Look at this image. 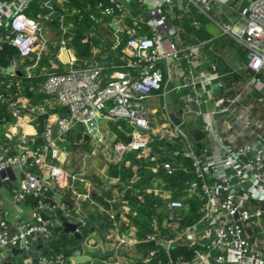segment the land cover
Wrapping results in <instances>:
<instances>
[{"label": "built area", "instance_id": "2783aa9c", "mask_svg": "<svg viewBox=\"0 0 264 264\" xmlns=\"http://www.w3.org/2000/svg\"><path fill=\"white\" fill-rule=\"evenodd\" d=\"M146 1L106 0L95 6L87 5L84 10L88 12L91 22L97 24L104 19L112 21L115 41L111 49L120 53L123 64L111 66L109 69L112 72L107 80H103L104 72L108 69L105 66L70 67L64 73L49 72L44 90L67 108L68 116L57 120L55 133L50 129L45 131V144L36 147L33 152L10 154L8 150H0V176L4 181L9 179L12 168L28 159L33 161L32 165L41 166L49 174L51 183L59 189L78 180L84 181V173L71 174L62 167L49 164L45 154L55 146L57 139L82 124L86 125L88 121L100 119L126 121L131 128L129 142L116 145L120 156L127 152L136 153L148 162L151 170L162 169L168 175L176 172L177 162H160L161 156L152 145L170 140L189 146V138L181 127L182 122L154 128L149 118L152 112L146 109L145 102L164 91L165 78L159 66L182 60L192 64L196 58V47L189 45L177 48L173 41L178 32L176 26L168 30L166 37L161 35L160 27L170 23L164 7L171 5L172 0H164L155 9H146L149 11L146 21L132 16V22L126 23L130 5L136 2L143 7ZM199 1L205 7V10L201 9L204 12L210 9L212 1L226 5L231 0ZM32 2L0 0V53L5 46L13 47L21 64L37 51L44 32L43 23L26 14L25 10ZM45 6L50 9L46 15L48 21L55 11L48 2ZM239 12L241 23L235 38L246 50L247 76L242 87L233 84L215 96V109L209 114L219 119L221 129L217 139L222 151L205 149L204 153L196 154L189 149L182 152L184 158L192 160L194 177L183 191V198L173 199L166 194L170 222L166 237L161 235L159 226L155 225L143 239H138L134 230L118 238L117 251L138 243L158 241L168 245L166 250L158 246L149 249L146 255H136L129 262L117 258L108 264H149L155 258L158 264H264V121L253 115L251 105L242 103L244 94L249 90L256 91L259 94L258 101L264 102V80L260 77L264 70V0H250L241 5ZM195 27H199L198 22H195ZM145 28H149L150 33ZM224 31L229 32L228 29ZM198 46L203 48L205 42ZM36 66L26 68L29 77H32L30 71ZM212 69L213 77L219 79L217 67L214 65ZM188 74H193L192 68L188 69ZM184 86L189 85L184 83ZM194 101L201 102L197 97L190 98L185 103L184 112L192 111L191 103ZM9 104L12 116L18 119L22 108L17 101ZM35 111V108L30 109L32 114ZM21 142L26 143V140L22 139ZM174 155H178V152L175 151ZM46 190L47 183L30 172L12 190V196L15 201L35 196L41 210ZM190 199L202 202L197 210L199 219L196 223L184 225L192 211ZM65 214L70 215L71 211L67 210ZM114 227L118 228V225L115 223ZM35 237H51L50 228L40 211L33 213L30 224L20 227L16 232L11 231L6 221L0 222V252L18 244L22 245L24 251H29ZM181 243L198 245L188 260L171 254L172 248ZM40 264L53 262L43 257Z\"/></svg>", "mask_w": 264, "mask_h": 264}, {"label": "crops", "instance_id": "0c3cea01", "mask_svg": "<svg viewBox=\"0 0 264 264\" xmlns=\"http://www.w3.org/2000/svg\"><path fill=\"white\" fill-rule=\"evenodd\" d=\"M101 1L106 0H97L95 3L88 4L95 6ZM249 1L231 0L226 5L212 1L210 9L204 12L201 9L205 10V7L199 0H172L171 5L164 7L170 23L160 27L161 35L166 37L168 30L176 26L178 32L173 41L177 48L182 49L194 45L196 58L192 64L182 60L179 62L171 61L159 66L164 73V91L155 94L148 100H150L149 102H156L159 100L158 98L162 97L164 100L162 119L168 122L164 124L174 126L175 124L171 121L166 110L165 95L167 91L171 93L173 110L176 116L180 120L182 119L181 127L187 134L190 143L189 146L183 145L182 150L175 147L178 146V143H174V151L171 152L164 147H173L172 144L166 145L170 141L158 142L164 146H159L160 151L153 149L160 156L167 155L174 159L176 150L182 153L192 149L196 154L204 153L205 149L212 152L222 151L221 144L217 139L220 137L221 129L219 119L209 114L215 109V96L221 94L226 88H231L233 84L237 87L244 85L247 76L245 69L246 50L236 40L235 35H237L241 23L239 9L241 5H245ZM47 2L55 11L53 17L48 21L46 15L50 9L45 6ZM163 2L164 0H147L144 8L133 2L130 5L129 14L125 17L126 23L132 22V16L141 21L148 20V10L157 8L158 4ZM88 4L86 0H33L25 10H28L26 14L43 23L44 32L37 51L24 64L20 63L16 49L11 46H5L0 53L1 55L7 47L16 52L9 55L6 66H0V68L13 67V72L10 75L0 72V96L2 95L0 97V150H8L10 154L33 152L36 147L45 144V131L50 129L55 133L57 120L68 116L67 108L61 105L55 97L46 94L44 90L49 72L64 73L70 67L105 66L108 69L104 72L103 80H107L112 72L109 68L123 64L120 53L111 49L115 41V26L110 19H104L97 24L91 22L88 12L84 10L87 9ZM133 5L146 13V16H134ZM213 8L218 9L223 22H219L210 16V11ZM78 10L81 12L77 13ZM202 17H206L213 25L215 24L220 34L211 37L209 36L210 33L206 32L203 34L204 37L199 38L196 34L185 31L183 28L185 21L194 27L195 22H198L199 27H195L197 30H202L204 27L209 30V27L202 23ZM85 23L87 37L94 42L93 49L88 56L79 52L78 43L74 39L75 30L81 26L84 28ZM145 29L147 33H150L149 28ZM224 29H228L229 32L227 33ZM85 41L84 39L83 42ZM201 42H205L203 48L198 46ZM67 43L72 46L71 50L75 61L64 65L59 56L61 49ZM229 44H233L236 49L232 50V46ZM33 65L37 66L30 71L32 77H29L26 68ZM214 65L217 67L219 79L213 77L212 67ZM189 68L193 69L192 75L188 74ZM260 77L264 80V70ZM12 81L16 82L14 87H16L17 93L12 97L5 96L4 86L8 82L12 83ZM2 82L4 84L1 85ZM184 83L189 86H184ZM249 93L254 94V100L259 102V94L254 90H249L244 94L242 103L251 105L255 109L253 103L247 98ZM196 97L201 100L200 104L194 101L191 103L192 111L184 112L185 103L190 98ZM11 101H17L22 108L21 116L18 119L12 116L9 104ZM176 102L178 107L175 105ZM147 107L146 109L152 112L151 116L158 113V109H148L150 107ZM31 108L36 110L34 114L30 112ZM253 115L257 117L254 110ZM154 118L155 120L159 119ZM257 118L264 121L262 118ZM118 123L107 119L106 123L97 124L96 132L99 137H93L80 147L65 152L64 149L67 145L75 142L78 126L64 137L57 139L55 146L45 154V160L49 164L62 167L71 174L84 173V181L78 180L66 188L59 189L51 183L49 174L41 166L32 165L31 159L12 168L8 180L4 181L0 176V222L6 221L11 231L16 232L20 227L30 224L33 213L40 211L44 222L51 231L49 239L35 237L31 241L29 251H24L21 244L2 249L0 264H40L43 257L52 260L53 264H85L87 263L86 257H92L91 264H108L116 261L117 258L125 262L131 261L136 255L142 254L139 252L142 250H132L134 245L128 249L117 251L118 238L130 231L134 230L138 235L137 238L140 239L138 228L131 219L134 220L139 215H137L133 203L128 199L129 196L142 202L144 195L153 194L154 197L163 202L156 207V218H153L152 227L158 225L161 235L166 237L168 230H170L168 228L170 222L168 221L165 198L166 194L172 198L175 192L168 190L163 179L158 175L150 181L148 186L138 183L141 178L140 167L132 163L128 156L134 154L137 161H147L136 153L127 152L120 156L116 145L119 143L127 144L129 140L124 142L120 136L113 132L112 124ZM157 128L159 129L161 126ZM118 130L121 134L124 132L122 126H118ZM124 137L130 139V134H124ZM39 138L42 139V143L39 142ZM22 139H25L26 143H22ZM54 147H57V151ZM149 170L154 174L159 171ZM30 172L43 179L47 183V189H52L60 200L48 197L45 192L44 207L41 210L38 208L35 196H28L21 201H15L12 190L17 188L20 181ZM177 194H180L179 198L184 196L182 192ZM190 200L193 203V199ZM67 210L71 211L70 215L65 214ZM192 214L191 211L187 219ZM194 220L187 224H192ZM75 221L81 223L78 232L84 238L83 243L76 240L72 234L63 233L64 228L61 227V224ZM115 223L118 228L114 227ZM76 246L81 247L79 255H75L74 248ZM159 249L166 250L162 246H159ZM146 251L148 252V250ZM178 256H182V254Z\"/></svg>", "mask_w": 264, "mask_h": 264}, {"label": "trees", "instance_id": "16d2710c", "mask_svg": "<svg viewBox=\"0 0 264 264\" xmlns=\"http://www.w3.org/2000/svg\"><path fill=\"white\" fill-rule=\"evenodd\" d=\"M97 0H86L87 4L88 3H95ZM134 10V16H140L143 12L141 10H138V7L136 5L132 6ZM142 16V15H141ZM143 17V16H142ZM186 32H191L193 34H196L199 38H202L203 33L201 34V30H197L194 26H191L187 21L184 23V27ZM75 41L78 43V49L79 52H82L84 56H88L90 52L93 49L94 42L92 39L87 37V30H86V23L84 24V28H77L75 30ZM84 39L86 40L85 42ZM233 46V44H229ZM16 52L14 49H11L10 47L5 48L3 53L0 55V66H6L8 64V59L9 55H13ZM16 82L12 81V84L10 85V82H8L3 89L5 96L12 97L17 93L16 87H14ZM247 98L249 99L250 102L253 103L254 106V114L259 117L264 119V102H257L254 100V94L249 93L247 95ZM1 101V100H0ZM118 126H122V122L119 121L118 124H112V130L115 132L118 136L121 137V139L124 142H128V137L125 138L124 134L120 133L118 130ZM39 142L42 143V139L39 138ZM178 143V146H175L177 149H179L180 146H183L180 141H176ZM153 145H164L158 142H155ZM168 148H171L169 146ZM177 151V150H176ZM128 159H131L132 163L137 164L140 168L141 171V178L139 179V184L140 185H149L150 181L155 178L157 175L160 176L163 179V182L165 183V186L168 190L175 192V195L172 197L173 199H179L180 194L177 193H183V191L187 188L188 182L193 179V164L191 159L184 158L182 156L181 152H178V155L174 156V159L170 158V156H161L160 162L162 161H167V160H175L177 162V170L175 173L172 175H168L164 170L162 169H157L158 172L157 174L152 173L148 168V162L142 161L139 162L136 160V156L134 154L128 156ZM134 205L137 215H139L137 218H131L132 221L136 224L139 234H140V239H143L144 236L151 232L153 227V218H156V207L157 205L161 204V200L158 198L154 197L153 194H146L143 197V201H137L135 198L130 197L128 198ZM36 198V202H37ZM191 201V200H190ZM163 203V202H162ZM192 205V216L190 218L192 219H186L184 222V225H186L188 222H191L194 219H197L199 217L198 214V208L200 205H202V202H198L195 199L193 200ZM161 224V223H160ZM159 224V225H160ZM195 249H198V245H188V244H178L174 249L172 248V254L174 257H178V255H181L185 257V259H189L192 256V253ZM175 250V251H174ZM138 264H145L142 262H139ZM149 264H158L157 258L151 261Z\"/></svg>", "mask_w": 264, "mask_h": 264}, {"label": "water", "instance_id": "95a60500", "mask_svg": "<svg viewBox=\"0 0 264 264\" xmlns=\"http://www.w3.org/2000/svg\"><path fill=\"white\" fill-rule=\"evenodd\" d=\"M72 46L71 44L67 43L64 45V47L61 49V54L59 56V59L62 64L67 65L70 64L71 62L75 61V57L72 54ZM0 72L10 75L13 72V67H7V68H0ZM166 98V110L169 113V117L171 121L175 125H179L181 123V120L179 117L176 116L174 110H173V104H172V97L171 93L169 91L166 92L165 95ZM106 123L105 119H100L98 121L91 120L86 123V125H80L77 129V135H76V140L74 143L67 145V147L64 149L65 152H70L72 148H78L82 144L88 142L91 140V138H96L99 137V134L96 132V125H102ZM55 151H57V147H54ZM46 194L48 197H51L55 200H60L58 196L54 194L52 189H47ZM60 224V223H59ZM81 223L79 221H75L72 223L69 222H64L61 224V227L64 228L63 233H70L72 234L76 240H78L80 243L84 242V238L82 235L78 232V228L80 227ZM157 246H162L163 248H167L168 245L162 241L158 242H143V243H138L136 244L132 250H149L152 248H155ZM75 255H79L81 252V247L76 246L75 248ZM87 258V263L85 264H91L90 261L92 260V257H86ZM37 263V262H36Z\"/></svg>", "mask_w": 264, "mask_h": 264}, {"label": "rangeland", "instance_id": "374dc122", "mask_svg": "<svg viewBox=\"0 0 264 264\" xmlns=\"http://www.w3.org/2000/svg\"><path fill=\"white\" fill-rule=\"evenodd\" d=\"M26 13H28V10L26 11ZM143 17H145L146 16V13H142L141 14ZM210 16H212V17H214L217 21H219V22H223V19H222V17H220V15H219V12H218V9H211V11H210ZM202 23L205 25V26H207V27H209V30L206 28V27H204L202 30H201V34L203 33V34H206V32H209L210 33V35L209 36H211V37H215V36H217L218 34H220V31H219V29H218V27L217 26H215V24L213 25V23L210 21V20H208L206 17H202ZM203 36V35H202ZM204 37V36H203ZM232 48V50H234V49H236L234 46H232L231 47ZM159 100L158 101H156V102H149L150 100H148V101H146V103H145V105H146V107L148 106V107H150V108H148V109H158V113H155L154 115H152V116H150L149 118H150V120H151V124H152V126L154 127V128H157V127H159V126H162V124H164V123H168V122H166L165 120H163L162 119V104H163V102H164V100H163V98L162 97H160V98H158ZM175 105H176V107H178V103L176 102L175 103ZM154 117H156V118H159L158 120H155V118ZM122 122V125H123V133L126 135V134H130L131 133V128L129 127V125H128V123L126 122V121H121ZM170 141V140H169ZM174 143H177L176 141L175 142H168L166 145H168V144H172L173 145V147H171V148H168L167 146H164V147H166V150H169V151H171V152H173L174 150ZM182 145H185V144H183L182 143ZM152 147L154 148V149H156V150H158V151H160V148H159V145H152ZM182 146H180L179 147V149L180 150H182ZM198 219H199V217L196 219V220H194L193 222H192V224L193 223H196L197 221H198ZM139 252H141L142 254H138V255H144V254H146L147 253V251L146 250H142V251H139Z\"/></svg>", "mask_w": 264, "mask_h": 264}]
</instances>
